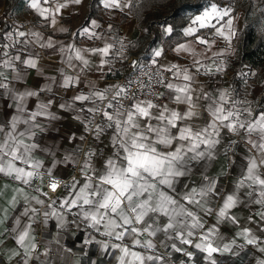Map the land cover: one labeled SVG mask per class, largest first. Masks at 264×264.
<instances>
[{
    "label": "snow or ice",
    "instance_id": "snow-or-ice-1",
    "mask_svg": "<svg viewBox=\"0 0 264 264\" xmlns=\"http://www.w3.org/2000/svg\"><path fill=\"white\" fill-rule=\"evenodd\" d=\"M81 2L26 0L54 29L63 10ZM98 5L123 12L132 0H98ZM185 19L179 28L167 20L160 25L163 38L174 37V44L146 48L131 61L122 83L106 78L118 76L113 62L126 59L124 41L116 49L105 39L102 47L62 44L61 61L78 69L76 74L60 68V79L45 76L48 83L23 87L30 70L44 76L31 45L55 51L57 42L19 27L2 32L0 175L40 194L15 189L11 206L23 204L6 229L19 249L12 250L10 261L48 264L41 256L49 250L38 253L34 233L50 221L77 236L82 251L94 247L109 258L108 264H222L218 257L225 254L243 264L250 246L264 254V99L241 97L231 86L206 88L197 79L225 71L222 58L237 37L235 7L203 0ZM99 28L89 19L72 37L101 40ZM221 42L225 48H218ZM169 50L190 62L167 61ZM89 57H98L94 68ZM85 72H94L96 80L85 82ZM248 75L238 73L245 84ZM60 90L71 92L70 100L59 102ZM65 116L80 125V135L58 127ZM89 135L92 143L85 150ZM61 138L74 145L63 156V145L56 144ZM240 143L245 148L233 158ZM77 152L83 153L82 164ZM37 153L52 156L51 163ZM70 162L78 165V175L66 180L60 166ZM45 179L51 193L61 188L62 193L50 197ZM5 219L0 216V224ZM222 226H232V234L226 236ZM255 264H264V258Z\"/></svg>",
    "mask_w": 264,
    "mask_h": 264
},
{
    "label": "crops",
    "instance_id": "crops-1",
    "mask_svg": "<svg viewBox=\"0 0 264 264\" xmlns=\"http://www.w3.org/2000/svg\"><path fill=\"white\" fill-rule=\"evenodd\" d=\"M0 9L14 14L19 23L18 27L20 30L36 31L41 33L45 39L51 37L53 41L57 42L55 51L52 49H42L39 47V45H31V48H33V46H37L39 48V51L34 49L32 50L38 54L39 67L43 71L44 76H40L35 70H30L27 79L23 83V87H31L36 83H39L42 86L43 84L48 83V81L44 79L45 76H55L57 79H60V73L58 71L60 68H63L67 74H76L78 69L73 70L68 68L67 65L61 61V54L59 53L58 49L62 44L67 45L69 43H75L77 47L81 48L93 46L102 47L106 39L108 42L115 43L116 49H119V41L123 40L125 45L124 53L126 59L120 60L117 58L113 62V67L119 70L118 75L123 73L125 62L129 55L135 53L139 56L142 55L141 47L143 42L138 41V38L142 33V28H140L137 19L129 9H125L123 12L118 10H106L102 6H99L97 1L95 4V15L87 18L86 16L89 10V0H82L81 4H70L67 9L63 10L62 17H57L58 23L55 29L51 26H48L46 22L43 21L33 10L29 9L27 7L26 0H12L10 2L9 0H0ZM26 11L30 12V15H26ZM235 15L238 17L235 25L238 32L242 25L241 10L239 8H235ZM89 19H95L100 24V28L96 29V31L101 35L102 39L89 41L87 38H77L74 40L72 33L84 26ZM27 22L28 26L25 27L24 25ZM108 25H111V29H109ZM60 27L66 28L68 31L60 32L57 30ZM162 41L164 46L168 48L167 40L164 38L156 44H159ZM225 47L226 45L223 42L218 44V48ZM235 50L236 38L232 41V48L229 49L228 53L222 58L226 65L225 71L212 77L201 75L197 78L198 81L206 88H226L231 86L239 92L241 97H255L264 99L263 82L254 83L251 77L254 69H250L249 71L246 69V66H242L240 70L237 69L234 71L230 67ZM89 59L91 60L94 68V66L98 63V57H89ZM166 60L172 62L179 61L181 63L190 62L189 57L181 56L180 58H177L170 50L167 52ZM244 70H247L250 74L247 77L246 84L238 76V73L241 71L244 72ZM81 75L85 82L88 80H96V74L94 72H85ZM113 78L114 77H107V82L111 83ZM104 82L105 81H97L99 86H102ZM17 87H20V85L18 84ZM53 90L56 91L55 87ZM83 90L87 91V88H84ZM71 94L72 93L69 91L60 90L56 96V99L59 102H64L70 100ZM44 95L49 94L45 93ZM72 115H75V113ZM58 127H60L61 130L65 132H76L77 135L81 134L80 125L76 121L72 120L69 116H65V118L59 122ZM53 135L57 134L53 133ZM52 143L53 141L49 139L48 144L51 145ZM91 143L92 141L89 135L83 144L84 149L86 150ZM56 144L63 145L59 151L60 156H63L65 152H72L74 148V145L66 143L62 138L56 140ZM244 148L245 145L243 143L234 146L235 154L233 158H238ZM230 155H233V153H230ZM77 157L82 164L83 153L77 152ZM37 158L45 160L46 165L50 164L53 159L52 156L40 153H37ZM221 162H223V158H221ZM73 163L74 162H70L60 166L61 173L66 180L70 179L73 175H78V167L77 170L73 172L71 167V164ZM220 166V163H217L215 167L218 170ZM17 187H24L25 191L29 195H40L39 193L33 191L32 188H28L27 186L19 184V182L11 180V178L0 175V216L6 217L5 223L0 224V239L4 240V244L0 245V264H15V260L10 261L9 257L12 255L13 249L19 250L6 231V229L11 226L12 220L18 214L23 204L22 200L20 204L15 206V208H13L10 204L12 196L16 195L15 189ZM62 191V188L59 189L57 193L51 197L54 198L55 196L60 195ZM42 198L47 199L45 197ZM244 214H246V210L241 213V215ZM53 224L54 221H50L47 227L40 226L34 233L36 237L35 242L38 245V253H43L45 249L49 250V255L47 257L41 256L42 261L46 260L48 264H92V261L95 260L97 261V264H108L109 258L98 256V253L94 247L84 248L82 251L81 249L83 246L77 239V236L72 235L70 232H60L58 229L53 227ZM222 230L226 236H230L232 234L233 228L232 226H222ZM68 248H71V251H67ZM245 251L247 252V255L244 256L243 264H255L257 258H264V254L259 253L251 246ZM218 259L222 261V264H241L239 258L231 257L228 254L220 256ZM31 264H40V261H33ZM198 264H203V261H198Z\"/></svg>",
    "mask_w": 264,
    "mask_h": 264
},
{
    "label": "trees",
    "instance_id": "trees-1",
    "mask_svg": "<svg viewBox=\"0 0 264 264\" xmlns=\"http://www.w3.org/2000/svg\"><path fill=\"white\" fill-rule=\"evenodd\" d=\"M12 0H9V2ZM98 0H89L87 18L95 15V4ZM203 0H132L130 12L137 19L142 33L138 38L143 42L141 54L161 39L163 33L160 25L167 20L177 28L182 27L189 11L195 12ZM221 3L231 2L241 10L242 25L237 32L236 50L231 60L232 70L242 66L254 69L255 80L263 82L264 89V0H218ZM167 45L174 43V37L164 38Z\"/></svg>",
    "mask_w": 264,
    "mask_h": 264
},
{
    "label": "built area",
    "instance_id": "built-area-1",
    "mask_svg": "<svg viewBox=\"0 0 264 264\" xmlns=\"http://www.w3.org/2000/svg\"><path fill=\"white\" fill-rule=\"evenodd\" d=\"M26 15H30V12L26 11ZM18 24L19 23H18V21H17V19L14 16L13 13L4 12L2 9H0V35H2V32L5 31V30H11L13 27H18ZM24 26L27 27L28 26V22ZM32 49L39 51V48L37 46H33ZM138 57H140V56L137 55L136 53L129 55L127 60H126V62H125L123 73L118 75V76H116V77H114L112 79L111 83H122L124 81V78L128 75V73L130 71L129 65L131 64V61L134 60V59H137ZM144 79H145V82H147L146 78H144ZM157 91H162V89L157 87ZM71 167H72L73 172H74V171L77 170L78 165L76 163H73V164H71ZM35 183L39 184L40 182L36 181ZM46 185H47V180L45 179L43 187H44L45 191H49L47 189ZM54 194L55 193H51L49 191V196L50 197L53 196Z\"/></svg>",
    "mask_w": 264,
    "mask_h": 264
},
{
    "label": "rangeland",
    "instance_id": "rangeland-1",
    "mask_svg": "<svg viewBox=\"0 0 264 264\" xmlns=\"http://www.w3.org/2000/svg\"><path fill=\"white\" fill-rule=\"evenodd\" d=\"M3 11H4V10H3ZM4 12H5V11H4ZM246 69L250 71V68H246ZM247 70H244V72H247V73H248ZM253 73H255V70H254ZM249 75H250V74H249ZM249 75H248V76H249ZM251 77H252L254 83H258V82L255 80L254 75H252ZM252 84H253V83H252ZM253 85H254V84H253Z\"/></svg>",
    "mask_w": 264,
    "mask_h": 264
}]
</instances>
